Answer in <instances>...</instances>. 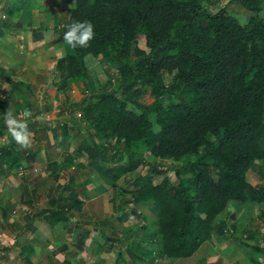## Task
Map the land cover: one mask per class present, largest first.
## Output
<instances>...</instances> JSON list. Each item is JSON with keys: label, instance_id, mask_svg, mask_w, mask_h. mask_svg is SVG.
Here are the masks:
<instances>
[{"label": "trees", "instance_id": "obj_1", "mask_svg": "<svg viewBox=\"0 0 264 264\" xmlns=\"http://www.w3.org/2000/svg\"><path fill=\"white\" fill-rule=\"evenodd\" d=\"M72 1L70 23L91 21L95 38L57 62L63 79L53 90L72 79L90 84L88 56L117 62L119 89L78 108L88 127L127 155L126 164L101 172L116 186L147 165L150 173L137 176L135 186L142 201L158 205L157 254L191 258L212 239L214 222L230 202L264 204V186L248 181L254 163L264 165V0H238L251 14L245 24L226 7L209 11L221 0ZM66 31L56 42H64ZM149 92L150 105L142 101ZM138 145L162 161L187 160L175 169L177 182L155 185L167 169L149 163ZM16 146L13 141L2 150L8 167L24 156ZM241 244L264 254V246Z\"/></svg>", "mask_w": 264, "mask_h": 264}, {"label": "crops", "instance_id": "obj_2", "mask_svg": "<svg viewBox=\"0 0 264 264\" xmlns=\"http://www.w3.org/2000/svg\"><path fill=\"white\" fill-rule=\"evenodd\" d=\"M72 8L66 0H0V264H159L160 243L155 258L128 257L139 242L135 231L146 228H123L122 214L133 210V196L142 201L137 177L132 190L120 183L131 174L110 184L102 172L126 164L127 155L88 127L78 109L108 89L103 59L93 62L96 72L87 66L92 87L72 79L65 89L53 90L63 79L57 62L74 53L65 41L56 42L70 24ZM9 106L17 114L26 108L34 114L31 146L13 167L1 160L3 148L14 141L4 124ZM117 152L126 161L114 163ZM159 177L155 185L163 182ZM206 244L210 241L197 253Z\"/></svg>", "mask_w": 264, "mask_h": 264}, {"label": "rangeland", "instance_id": "obj_3", "mask_svg": "<svg viewBox=\"0 0 264 264\" xmlns=\"http://www.w3.org/2000/svg\"><path fill=\"white\" fill-rule=\"evenodd\" d=\"M66 1H68L71 6H75L74 1ZM24 4L25 3L23 2L20 4V6L22 7L24 6ZM223 7H226L229 13L234 16L237 20H239L242 24L247 23L251 16V14L246 12L241 7L238 0H221L218 3L209 6L208 9L210 12L215 13ZM139 47L146 50L147 52L149 51L147 50L145 42L142 38H140L139 40ZM86 58V65L90 68V70L96 72V67L95 65H93V62L99 60L92 56H88ZM100 59H103L102 65L106 67V74L103 76L104 78L107 77L108 79V83L106 84L108 89H105V91H109L110 88L117 91L120 86L117 62L112 59L111 56H103ZM165 79L167 83L171 80V78L167 74H165ZM87 86L88 88L89 86L92 87L90 84ZM154 100L155 99L151 96L150 92L147 93L142 99L145 104L149 105L152 104ZM90 101L91 99H87V101L85 102L87 103ZM170 102L171 100L167 101V103ZM157 129L158 128L156 127V130ZM135 150L142 154L149 163L160 164L167 169V173L159 177L157 180L158 182L163 181L165 178H167L171 182V184L176 183L177 179L175 176V169L176 167L186 163L187 161L183 160L180 162H175L173 160L162 161L159 159H155L150 154V152L141 145L135 146ZM114 156H116L114 163L126 161L125 154L123 152L121 154H118L117 152ZM215 172L216 170L214 169V174ZM149 173L150 172L148 166L146 165L143 168H140L136 172L122 179L120 183L124 186V188L126 187L128 190H132L134 179L139 175ZM248 178L253 183H264V165L262 161H256L254 163L251 168V171L249 172ZM84 186H86L85 183H82L80 185V188L83 190L82 192L87 191V188ZM96 194L94 193V195ZM89 195L91 196V194ZM133 197L134 201H131V204L133 205V210H130L132 212L127 211L126 214H122V218L124 219V225H126L123 226V228L134 229L138 227L139 229L143 225H145L146 228H142V230L135 231V233L138 235L135 238H138L139 242L137 247H135L136 251L133 250L132 253H128V257L133 259L135 257L132 256L137 253L140 255L147 256L146 258L151 257L152 259L156 257L155 251L157 250L158 244L161 241V237L158 234L157 225L158 206L157 204L152 202L144 203L143 201H139L138 198H136L135 196ZM36 200L40 202L39 197ZM90 206L86 207L84 210L88 211ZM15 211L17 212V214L19 213V209H15ZM263 212L264 204L253 205L249 203H240L237 201H232L229 203L227 210L221 215H219L218 218L215 220L214 233L212 235V239L210 240V244H206L202 248V250L197 253L195 257L190 260H173L167 257H162V261L159 264H249L251 263V257L258 259L259 263L264 264V254L258 253L251 249H246V247L241 244L243 241L246 243L254 244L256 246H264V215H262ZM222 221H226L227 229L222 226ZM54 264L58 263L56 262Z\"/></svg>", "mask_w": 264, "mask_h": 264}, {"label": "clouds", "instance_id": "obj_4", "mask_svg": "<svg viewBox=\"0 0 264 264\" xmlns=\"http://www.w3.org/2000/svg\"><path fill=\"white\" fill-rule=\"evenodd\" d=\"M7 17L5 16V19ZM95 26L91 21H76L67 26L64 41L71 48H88L95 38ZM87 59V58H86ZM34 117L31 109H24L17 114L11 106L5 111L4 124L11 138L21 149H28L32 143L33 133L29 129V121ZM35 119H39L36 117Z\"/></svg>", "mask_w": 264, "mask_h": 264}]
</instances>
